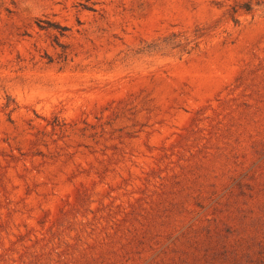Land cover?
<instances>
[{"label":"rangeland","instance_id":"1","mask_svg":"<svg viewBox=\"0 0 264 264\" xmlns=\"http://www.w3.org/2000/svg\"><path fill=\"white\" fill-rule=\"evenodd\" d=\"M0 264H264V0H0Z\"/></svg>","mask_w":264,"mask_h":264}]
</instances>
